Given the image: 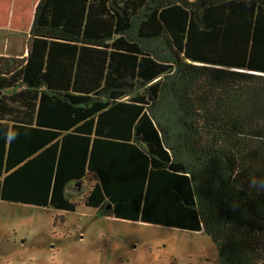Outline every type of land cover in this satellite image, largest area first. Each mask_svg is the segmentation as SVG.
Wrapping results in <instances>:
<instances>
[{
  "label": "trees",
  "instance_id": "1",
  "mask_svg": "<svg viewBox=\"0 0 264 264\" xmlns=\"http://www.w3.org/2000/svg\"><path fill=\"white\" fill-rule=\"evenodd\" d=\"M118 33H116L117 27ZM0 55V200L202 231L264 264V0H39Z\"/></svg>",
  "mask_w": 264,
  "mask_h": 264
},
{
  "label": "rangeland",
  "instance_id": "2",
  "mask_svg": "<svg viewBox=\"0 0 264 264\" xmlns=\"http://www.w3.org/2000/svg\"><path fill=\"white\" fill-rule=\"evenodd\" d=\"M28 40L17 38L0 55L25 56ZM91 183L88 177L69 186L74 211L0 200V264H221L202 231L117 219L85 206Z\"/></svg>",
  "mask_w": 264,
  "mask_h": 264
},
{
  "label": "crops",
  "instance_id": "3",
  "mask_svg": "<svg viewBox=\"0 0 264 264\" xmlns=\"http://www.w3.org/2000/svg\"><path fill=\"white\" fill-rule=\"evenodd\" d=\"M38 1L0 0V44L3 46L0 47V52L6 51L11 44H19L16 43L17 38H29Z\"/></svg>",
  "mask_w": 264,
  "mask_h": 264
}]
</instances>
